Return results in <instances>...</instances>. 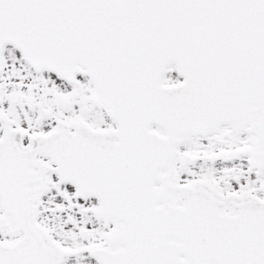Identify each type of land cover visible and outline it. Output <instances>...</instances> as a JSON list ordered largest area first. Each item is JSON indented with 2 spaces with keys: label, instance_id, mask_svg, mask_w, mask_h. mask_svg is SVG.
Wrapping results in <instances>:
<instances>
[{
  "label": "snow or ice",
  "instance_id": "6c2138e0",
  "mask_svg": "<svg viewBox=\"0 0 264 264\" xmlns=\"http://www.w3.org/2000/svg\"><path fill=\"white\" fill-rule=\"evenodd\" d=\"M0 264H264V0H0Z\"/></svg>",
  "mask_w": 264,
  "mask_h": 264
}]
</instances>
